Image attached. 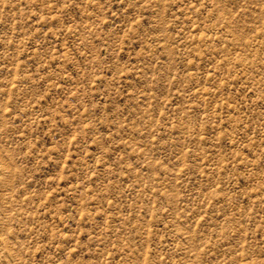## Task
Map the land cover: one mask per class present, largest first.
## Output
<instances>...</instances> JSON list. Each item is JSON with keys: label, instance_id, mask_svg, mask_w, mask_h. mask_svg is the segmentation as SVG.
<instances>
[{"label": "rangeland", "instance_id": "374dc122", "mask_svg": "<svg viewBox=\"0 0 264 264\" xmlns=\"http://www.w3.org/2000/svg\"><path fill=\"white\" fill-rule=\"evenodd\" d=\"M0 264H264V0H0Z\"/></svg>", "mask_w": 264, "mask_h": 264}]
</instances>
